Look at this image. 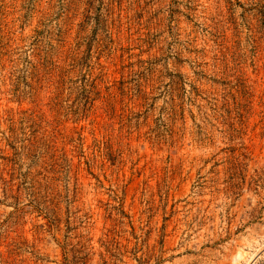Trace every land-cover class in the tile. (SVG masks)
I'll list each match as a JSON object with an SVG mask.
<instances>
[{
  "label": "rangeland",
  "instance_id": "374dc122",
  "mask_svg": "<svg viewBox=\"0 0 264 264\" xmlns=\"http://www.w3.org/2000/svg\"><path fill=\"white\" fill-rule=\"evenodd\" d=\"M0 264H264V0H0Z\"/></svg>",
  "mask_w": 264,
  "mask_h": 264
},
{
  "label": "bare ground",
  "instance_id": "6f19581e",
  "mask_svg": "<svg viewBox=\"0 0 264 264\" xmlns=\"http://www.w3.org/2000/svg\"><path fill=\"white\" fill-rule=\"evenodd\" d=\"M239 259V258H238Z\"/></svg>",
  "mask_w": 264,
  "mask_h": 264
}]
</instances>
